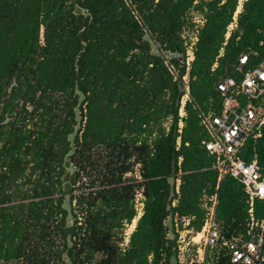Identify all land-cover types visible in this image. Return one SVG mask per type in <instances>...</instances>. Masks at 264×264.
<instances>
[{"label": "trees", "instance_id": "1", "mask_svg": "<svg viewBox=\"0 0 264 264\" xmlns=\"http://www.w3.org/2000/svg\"><path fill=\"white\" fill-rule=\"evenodd\" d=\"M78 4L88 17L74 15L67 0H0V264H171L174 219H190L187 229L200 232L203 195L217 197L223 240L256 243L261 236L264 247V231L255 227L247 234L240 182L225 176L216 189L214 157L205 149L210 137L201 124L221 111L217 84L228 77L241 81L235 68L242 56H247L243 73L264 64V0H243L238 14L239 0ZM191 12L204 22L179 133L185 64L156 55L145 37L159 53L184 56L181 33L195 26ZM86 23L81 53L78 31ZM81 97L74 146L79 172L88 177L85 187L93 190L74 197L71 189L74 223L67 227L62 164ZM261 132L247 142L242 159L250 162L255 154L264 170V126ZM134 164L140 165L142 182L126 184L123 177ZM171 177L180 184L167 210ZM135 187L143 188L144 211L122 250L112 238L135 215L130 205ZM56 192L60 197L52 198ZM253 212L258 224L264 221V200L255 201ZM79 215L83 222L77 226ZM169 215L175 239L164 225ZM206 262L234 264L220 245Z\"/></svg>", "mask_w": 264, "mask_h": 264}, {"label": "built area", "instance_id": "2", "mask_svg": "<svg viewBox=\"0 0 264 264\" xmlns=\"http://www.w3.org/2000/svg\"><path fill=\"white\" fill-rule=\"evenodd\" d=\"M203 22L202 17L195 14L192 36L181 35L184 46L185 74L182 77L184 95L178 110L180 117L185 114L184 106L189 94L188 72L194 59L193 52L197 42L198 28ZM246 63L247 56H242L239 65L235 68V71L242 75L239 83L228 77L217 84L216 89L222 97L221 111L217 115L209 114L203 117L201 124L210 137L205 149L214 157L213 169L217 172L218 180L229 176L240 182L243 187L248 206L249 229L247 234L249 235L255 227H258L261 232L264 231V221L258 224L253 212L255 201L264 200V170L260 168L255 159L248 163L245 162L241 158V152L248 140L260 138L261 127L264 125V66L261 64L243 73L242 66ZM165 64L169 66L173 74H176L172 66L167 62ZM178 183L179 180H176V184ZM176 193L178 194V187ZM137 198L139 200L137 206L142 209L143 197L137 195ZM216 206V195L202 196L200 207L204 212V218L200 230L201 238L197 242L194 241V236L188 239L183 232L178 233L176 225L178 219H174L175 232L178 234L176 264H207V255L218 245L228 251L231 262L234 264H264V247L261 236L256 243L243 242L241 238L223 240L221 224L216 218ZM184 220L188 224L190 219ZM124 235V241L127 242V233L125 232Z\"/></svg>", "mask_w": 264, "mask_h": 264}, {"label": "water", "instance_id": "3", "mask_svg": "<svg viewBox=\"0 0 264 264\" xmlns=\"http://www.w3.org/2000/svg\"><path fill=\"white\" fill-rule=\"evenodd\" d=\"M69 1L72 5H73V14L76 16H84V17H88L89 13L87 10H85L83 7H81L78 4V0H67ZM88 25V23L84 24L83 26H81V28L78 31V39L81 43V48H80V52L82 53L85 49V42L83 39V31L86 28V26ZM146 40H148V42L150 43L153 52L158 55V56H163L166 59L169 60H179L180 62H183L184 58L182 55H178V54H171L169 52H163V53H159L157 46H155L152 41L150 40V38L148 36L145 37ZM83 101V97H81L74 109V113H75V126L73 128L72 133L69 135L68 137V141L70 142V151L66 154V156L63 159V164L62 167L65 171V173L62 175L61 177V183H62V192L65 194L64 195V201L61 205V207L67 212L66 215V221H67V227H71L73 226L74 223V219L72 216V211H71V205H70V195L69 193L71 192L72 189V185H71V177L75 171V169L73 168L71 162L69 161V158L73 155L74 153V139L77 136L78 132L81 129V117H80V113H79V109L80 106L82 104ZM175 169H173L172 173L173 175L175 174ZM168 182L170 184V190H169V196H168V200H167V210L170 209V202L174 196L173 190L175 188V179L173 177L168 179ZM165 227L168 230V234L171 237V239H175V235L173 234V223H172V217L171 215L168 216V218L166 219V221L164 222ZM170 263L171 264H176V258L175 256H172L170 258Z\"/></svg>", "mask_w": 264, "mask_h": 264}, {"label": "rangeland", "instance_id": "4", "mask_svg": "<svg viewBox=\"0 0 264 264\" xmlns=\"http://www.w3.org/2000/svg\"><path fill=\"white\" fill-rule=\"evenodd\" d=\"M241 1H243V0H241ZM240 5H241V2H240ZM194 16H195V14L191 12L189 14V17H188V18L191 17L192 23H193V20H194ZM233 27L229 26L228 29L231 30ZM193 32H194V28H186L185 27L183 29L181 35L183 34L184 36H186V34H188L189 36H192L191 34H193ZM164 126L167 127V123H165ZM96 152H99L100 153L101 152V149L98 148V150H95L94 151V153H96ZM97 155L98 154H94V159L95 160H97ZM130 162L132 163L133 162V159H131ZM139 170H140V165H138V164L132 165L131 172L125 174L124 177H123V180H125L124 182L126 184H129L130 183V184H134V185L135 184L137 185L139 182H141L140 181L141 178H140ZM87 181H88V177H86L85 174H83V175L81 174V179L78 181L77 186H76L78 189L75 190L74 193L75 194H81L82 192H86L87 193V191H88L87 189L88 188L85 187L86 186L85 184H87ZM59 197H60V195L56 192L53 195L52 198H59ZM142 214H143V211H141L139 214H137L135 212V215H134V217H133V219L131 220V223H130L131 226L124 227V225H123L124 222H123L122 225H121V228L119 229V231L113 235V238L112 239H113V241L116 242L118 248L124 250V249H126L128 247L130 237H131L132 233L135 231L136 226H137V223H138V220L140 219V217L142 216ZM81 218H82V216L79 215V217H78V221L80 222V224H78L79 226L83 222ZM133 220L135 221L134 226H133V223H132V222H134ZM176 225H177V232L178 233L183 232L184 234H186V236H187L188 239L191 238L192 236H195V232H193V230L187 229L188 228L187 227L188 224L186 223V221L184 219H182L181 221L176 220ZM125 231L127 233L126 236L128 238V241L127 242L124 241V238H125L124 233H125Z\"/></svg>", "mask_w": 264, "mask_h": 264}, {"label": "flooded vegetation", "instance_id": "5", "mask_svg": "<svg viewBox=\"0 0 264 264\" xmlns=\"http://www.w3.org/2000/svg\"><path fill=\"white\" fill-rule=\"evenodd\" d=\"M78 149V147L76 146H74V153H73V160H71V164H72V166H73V168L75 169V171H74V173H73V175H72V179L73 180H75V182H74V185L72 186V188H73V191H72V195L74 196V197H76V196H78L79 194H75L74 192H75V190H77L78 188L76 187L77 186V183H78V181L81 179V174L83 175L84 173H82V172H79V165H78V162H79V158H78V156L76 155V150ZM139 165V164H138ZM130 173V172H129ZM141 178V177H140ZM140 181L142 182V178L140 179ZM141 182H139V183H141ZM138 183V184H139ZM137 189V190H136ZM88 191L87 192H90V191H92L93 189H87ZM139 190V191H138ZM137 195H141L142 197H143V202H144V200H145V198H144V195H143V188L142 187H135L134 188V193H133V197H132V199H131V201H130V205H131V208H132V210L134 211V213L136 212V213H139L141 210L142 211H144V204H143V208L142 209H139L138 208V198H137ZM73 207L75 208L76 207V200L74 199V201H73ZM75 213H77V211L75 210ZM134 221V220H133ZM130 223H131V220L129 221V222H127V221H124V227H128V226H131L130 225ZM133 223V222H132ZM78 224H80V222L78 221L77 222V226H79ZM126 232V231H125Z\"/></svg>", "mask_w": 264, "mask_h": 264}, {"label": "crops", "instance_id": "6", "mask_svg": "<svg viewBox=\"0 0 264 264\" xmlns=\"http://www.w3.org/2000/svg\"><path fill=\"white\" fill-rule=\"evenodd\" d=\"M240 2H241V5H239L240 8H238L239 12H240V10H241V6H242V1L239 0V4H240ZM238 10H236V13H237V14L239 13V12H237ZM236 13L234 14V18H233V19H234V22L236 21V16H237ZM230 26L233 27L234 25L232 24V25H230ZM232 29H233V28H232ZM228 35H229V34H227L226 37H228ZM261 64H263V63H261ZM261 64H260V65H261ZM263 66H264V64H263ZM257 67H258V66H257ZM234 80H235V79H234ZM188 100H189V96H188ZM188 100H187V101H188ZM184 113H185V110H184ZM208 115H209V114H208ZM185 116H186V114H184L182 117H180V115H179V113H178V117H179V121H178V132H179V133L181 132V129H182V127H183V121H182V120L185 118ZM206 116H207V115H206ZM263 126H264V125H263ZM263 126H262V127H263ZM262 127H261V128H262ZM261 134H262V132H261ZM260 137H261V136H260ZM258 139H259V138H258ZM258 139H256V140H258ZM256 140H252V142H255ZM248 141H251V139L248 140ZM248 141H247V142H248ZM247 142H246V144H247ZM177 145H179V139H177ZM245 146H246V145H245ZM244 149H245V147H244ZM244 149H243L242 152H241V158H242V153H243ZM253 159H255L256 162H257L256 155H255V154L253 155V158L251 159V161H252ZM214 161H215V160H214ZM251 161H250V162H251ZM180 162H181V158H179V162H178V163H180ZM245 162H246V161H245ZM247 163H248V162H247ZM213 165H214V163H213ZM212 169H213V166H212ZM214 170H215V169H214ZM222 179H223V178H222ZM222 179H221V180H222ZM176 180H178V179H176ZM176 180H175V181H176ZM221 180H218V175H217V187H216V189L218 188V183H219ZM179 184H180V181H179L178 184H176V182H175V192H176V188H177V187L179 188ZM242 188H243V187H242ZM243 191H244V190H243ZM175 202H176V201H175ZM175 202H174V205H173V206H175V204H176Z\"/></svg>", "mask_w": 264, "mask_h": 264}, {"label": "bare ground", "instance_id": "7", "mask_svg": "<svg viewBox=\"0 0 264 264\" xmlns=\"http://www.w3.org/2000/svg\"><path fill=\"white\" fill-rule=\"evenodd\" d=\"M237 12H239V10H238ZM134 224H135V221L133 222V226H134ZM200 238H201V233L198 232V233H196L195 236H194V241L197 242V241L200 240Z\"/></svg>", "mask_w": 264, "mask_h": 264}]
</instances>
